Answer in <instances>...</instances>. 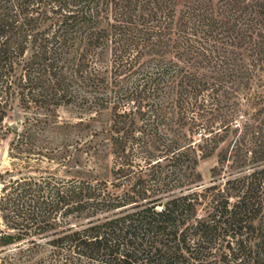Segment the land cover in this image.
I'll return each instance as SVG.
<instances>
[{
  "label": "trees",
  "instance_id": "16d2710c",
  "mask_svg": "<svg viewBox=\"0 0 264 264\" xmlns=\"http://www.w3.org/2000/svg\"><path fill=\"white\" fill-rule=\"evenodd\" d=\"M15 109L77 174L6 171L0 264H264V0H0Z\"/></svg>",
  "mask_w": 264,
  "mask_h": 264
},
{
  "label": "rangeland",
  "instance_id": "374dc122",
  "mask_svg": "<svg viewBox=\"0 0 264 264\" xmlns=\"http://www.w3.org/2000/svg\"><path fill=\"white\" fill-rule=\"evenodd\" d=\"M76 112L71 107H60L56 111V119L58 121H69L76 116ZM31 113H24L19 109H15L9 113V117L5 120V129L0 131V184L1 182L5 183L9 178V174H13V177H18L21 175L32 174L36 175L43 170H49L56 172L65 177H72L76 175V166L74 163H70L67 168H63L57 162H47V161H36L35 159L30 160L29 166L24 168V163L19 159L17 154V147L19 146L20 139L22 135H26L28 132H32L35 135L38 133V127L34 126L31 122H25L26 117H31ZM108 113L102 115L100 123H93V129H99L100 125L106 121ZM11 123L17 124V130L11 128ZM7 128V129H6ZM38 138H41L39 134L36 135ZM197 136V135H196ZM14 143V144H13ZM37 143L40 145V141L37 140ZM14 150L11 151L10 148L13 147ZM34 157V155H33ZM216 162V157L213 155L206 159L200 160L197 166V171L202 176V181L206 183L210 180V168L214 166ZM103 164L95 173H98L101 177L108 176L107 166ZM105 167V169H104ZM19 171L21 172H18ZM69 169V172L66 170ZM6 171H9V174H6ZM2 188V184H1ZM0 188V190H1Z\"/></svg>",
  "mask_w": 264,
  "mask_h": 264
},
{
  "label": "water",
  "instance_id": "95a60500",
  "mask_svg": "<svg viewBox=\"0 0 264 264\" xmlns=\"http://www.w3.org/2000/svg\"><path fill=\"white\" fill-rule=\"evenodd\" d=\"M12 128H13L14 130H17V124L12 123ZM0 188H1V184H0Z\"/></svg>",
  "mask_w": 264,
  "mask_h": 264
}]
</instances>
